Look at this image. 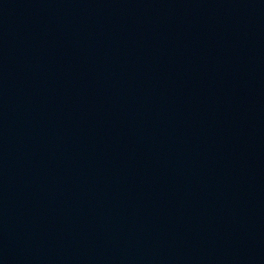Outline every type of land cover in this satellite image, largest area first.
Segmentation results:
<instances>
[{"label":"water","instance_id":"95a60500","mask_svg":"<svg viewBox=\"0 0 264 264\" xmlns=\"http://www.w3.org/2000/svg\"><path fill=\"white\" fill-rule=\"evenodd\" d=\"M0 264H264V0H0Z\"/></svg>","mask_w":264,"mask_h":264}]
</instances>
